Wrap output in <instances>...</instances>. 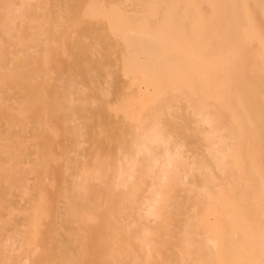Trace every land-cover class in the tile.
I'll return each mask as SVG.
<instances>
[{
	"label": "bare ground",
	"instance_id": "6f19581e",
	"mask_svg": "<svg viewBox=\"0 0 264 264\" xmlns=\"http://www.w3.org/2000/svg\"><path fill=\"white\" fill-rule=\"evenodd\" d=\"M0 264H264V0H0Z\"/></svg>",
	"mask_w": 264,
	"mask_h": 264
}]
</instances>
